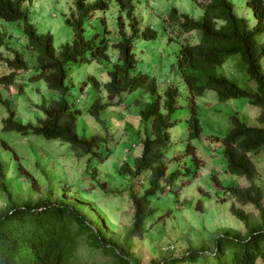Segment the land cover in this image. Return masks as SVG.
<instances>
[{"label":"trees","instance_id":"obj_1","mask_svg":"<svg viewBox=\"0 0 264 264\" xmlns=\"http://www.w3.org/2000/svg\"><path fill=\"white\" fill-rule=\"evenodd\" d=\"M132 1H114L117 13L112 16L113 32L104 27L99 33L87 36L85 24L91 19H102L109 0L89 3L73 0L72 9L78 15L64 18L65 24L71 27L73 39L55 51L49 32L33 31L28 10L21 8L23 0H0V66L7 70L0 73V105L5 114L0 118L2 132L39 136L66 144L76 158L86 161L84 174L92 171L89 186L97 183L101 187L104 184L99 183L101 175L93 169L103 165L118 145L127 141L130 130L139 129L138 133L144 136L138 157L131 159L128 149L123 147L121 167L113 166L114 175L128 178V197L135 209L134 222L118 232V227L103 212L95 213V201L83 198L89 195V186L75 192L67 191L64 186H49L34 198L37 191L31 188L33 176L22 169L18 156L14 158L15 152L0 138V264H83L85 254L78 251L87 248L100 250L111 264H140L137 257L130 256L133 241L143 230H148L147 225L159 219L156 213L166 211L165 202L152 206L151 200L162 198L168 187L173 191L181 178L184 185L189 176L202 179L204 162L196 155L191 142L201 141L203 137L194 103L207 91H212L219 102L246 99L260 110V115L251 123L243 117H230L229 128L224 130L221 140L226 174L244 178L248 184L224 190L237 204L254 207L258 215L254 217L232 205L229 211L243 224L244 233L223 228L192 237L184 235L187 240L178 242L176 249L167 248L171 253L168 257H162V262L152 260L151 264H264V188L257 185L259 177L249 158L264 149V67L260 65L264 60L263 1L207 0L199 7L198 19L181 12L177 6L171 8L168 16L160 18L162 45L180 40L179 36L172 38L165 33L167 24L170 31L178 34H197L195 43L180 40L183 44L171 66L178 83L168 82L164 89L154 75L138 69V46L152 51L158 49L154 47L158 32L148 23H140L135 7L130 4ZM127 21L128 26L124 27ZM9 23L22 25L21 33L35 58L32 67L19 51L9 46ZM113 36H117L114 43ZM110 48L116 54L114 61L108 55ZM231 57H235L229 64L234 77L219 75V67ZM94 64L105 67L104 72L88 75L87 66ZM29 70L33 71L31 78ZM20 78V86L14 89L19 100L24 98V90L31 80L42 81L48 90L57 94L58 99L42 104V116L37 117L36 123L23 124L16 119L15 101L9 89ZM85 84L90 87L84 92L91 96L89 104L83 109L76 108L78 101L75 100L69 106L67 93L80 89L81 94ZM181 91L188 94L186 100L190 103L191 117L186 126L183 120L176 119L183 109L178 103ZM81 117L84 122L80 121ZM175 129H181L179 140L170 134ZM4 153L15 161L5 162ZM169 155L177 164L171 172L168 171ZM181 155L192 161L178 158ZM10 164L15 171L13 179H10ZM108 174L105 176L110 177ZM20 178L26 181L19 182ZM211 178L216 193L222 194L219 181L213 175ZM26 186H30L28 190L23 189ZM170 194L177 197L178 192ZM211 203L215 204L213 200ZM175 238L168 236L167 241Z\"/></svg>","mask_w":264,"mask_h":264},{"label":"rangeland","instance_id":"obj_2","mask_svg":"<svg viewBox=\"0 0 264 264\" xmlns=\"http://www.w3.org/2000/svg\"><path fill=\"white\" fill-rule=\"evenodd\" d=\"M112 1L114 2L116 0ZM113 2L107 3L110 6L102 15V19H91L85 24L87 36L94 35L97 32L99 33L104 28L103 25L109 27V30L113 32L112 16L117 13V6ZM132 2L135 7V15L140 23H148L158 32V39L154 44V47H159L158 49L153 48L152 51V49L138 46V69L154 75L161 89H164L168 82L177 85L178 82H176L177 79L171 70V66L179 51V46L183 44V41L180 40H184L187 43H195V34L197 33L190 32L181 35L175 30L170 31V27L167 24L165 26V33L171 35L170 37L172 38L179 36L180 40L176 41L174 39L172 43L162 45L164 39L161 33L160 18L166 17L171 6H177L181 12L198 19L201 16V10L196 5H204L206 0H195V2L193 0H133ZM71 7V0H24L22 3V8L28 10L30 20L35 29L39 33L49 32L52 35L55 51H57L60 45L70 43L73 38L71 28L64 22V18L66 15H69ZM126 24H128V21ZM21 26L20 23L8 24L11 33L9 43L18 48H21L24 42L26 43V39L21 33ZM116 38L117 36H113V43ZM22 53L28 65H32L35 59L34 56H31L29 53ZM109 55H114V53L109 51ZM233 60H235V57L229 58L219 67L218 74L233 78V68L229 67V64ZM260 65L264 67V60L260 61ZM157 67H159L158 70ZM87 68L88 75L93 76H98L99 73L102 74L105 69V67H98L96 64L88 65ZM4 70L0 66V73L4 72ZM29 73L31 78L33 71L29 70ZM96 78L99 79V77ZM20 80L21 78L13 86L14 88L11 87L9 89L15 101L13 105L16 108V119L23 124L28 122L36 123L37 117L42 116V104L48 105L52 100L58 99L57 94L56 92L48 90L42 81L31 80L24 90V98L19 100L16 97L17 95H15V90L20 86ZM87 90H90L88 84L82 86L81 94L80 89L76 91L71 89L67 93L68 105L72 107V103L76 100L78 101L75 105L76 108H85V105H88L91 100L90 95L84 94ZM180 94L182 98L178 102L183 109L177 113L176 119L178 121L183 120L186 126V122H189L191 117V112L188 110L190 103L186 100L187 93L181 91ZM194 104L195 110L197 108L198 111V120L203 131V137L200 139L201 141L193 140L191 145L195 148L196 155L204 162L202 164L204 170L201 171L202 179H195L189 176L185 180L184 185L182 181L184 178H181L173 188V191L178 192L177 197L171 196L172 194L170 193H173V191L168 187L164 191L165 193L162 195V198H153L151 200L150 205L152 206L165 202L166 206L163 209L166 208V211L156 213L155 216H160L159 219L155 223L147 225L146 229L148 230H143V233L138 235L133 241L134 248L130 256L132 258L137 257L140 264H151L152 260L162 262V257H168L171 254L167 250L169 246H173V249H176L179 245L178 242L187 240L184 235L192 237L195 234L213 233L216 229L223 228H233L244 233L243 224L238 222L235 216L229 211L232 205H235L236 208L238 207L254 217L258 215L254 207L237 204L229 193L224 190L230 186L247 187L248 184L244 178L232 177L226 174V166L222 160L221 140L224 130L229 128L230 117H243L245 121L251 123L252 119H256L260 115V110L251 106L246 99L231 100L225 103L219 102L212 91L205 92L203 97L196 100ZM4 115V110L0 105V118ZM83 120L85 119L81 117L80 121L84 122ZM89 125L92 126L90 123ZM180 130L175 129L174 132L170 131L174 139H180ZM134 131L137 133L140 132L139 129L130 130L127 134V141L121 142L115 149L114 154L109 156L103 165L98 164L93 169L101 175L99 177V183H104L101 187L97 183L89 186V184H92V182L88 181V178L91 177L90 172L92 171L84 174L86 161L76 158L66 144L56 140L47 141L39 136L22 137L16 133L2 132V125L0 124V138L15 152V155L12 156L14 158L18 156L22 169H26L33 176L30 178L34 183L31 188L34 187L37 191L34 198L47 191L49 186H64L67 191L72 192L80 189L84 191L86 188L84 189L83 187L85 185L89 186L91 188V194L89 192V195H82L83 198L85 200L95 201L97 206L95 207V213L103 212L106 219L111 220L118 227L116 229L117 232L129 227L134 222L135 209L132 207L133 203L128 197V192L130 191L128 178L114 175L113 169L114 164H117L119 168L121 167V156L124 154V150L122 151L123 147L128 149V155L131 159L138 157L140 154V143L144 139V136L142 133H138V136H136ZM178 144L180 142H177ZM182 157L181 155L178 158ZM14 158L4 153L3 160L5 162L6 160L11 162L15 161ZM168 158L170 161L168 171L171 172L177 164L172 160V156L169 155ZM187 158H184L185 162L192 161L191 158ZM249 158L256 171V175L259 177L257 185L264 188V149L255 155H250ZM12 166L11 164L9 166V174L12 175L10 179L15 177V171ZM3 169L5 170L6 167ZM106 172L109 173L108 175L110 177L105 176ZM212 175L219 181V185L224 191L222 194L216 193L214 186H212L214 184L211 178ZM18 181L25 182L26 180L20 178ZM131 186H134V181ZM29 187L26 186L23 189L28 190ZM106 190L113 193L109 194ZM212 200L215 204L211 203ZM0 207H2V204H0ZM116 231L114 232L116 233ZM168 236H176V238L170 242L167 241ZM84 244L82 243L81 246H85ZM78 253L85 254L83 258L85 263L111 264V260L105 258L100 250L87 248V250H80ZM88 254L92 255V257L87 256Z\"/></svg>","mask_w":264,"mask_h":264},{"label":"clouds","instance_id":"obj_3","mask_svg":"<svg viewBox=\"0 0 264 264\" xmlns=\"http://www.w3.org/2000/svg\"><path fill=\"white\" fill-rule=\"evenodd\" d=\"M72 1V7L74 6V2H73V0H71ZM91 0H87V2L86 3H89ZM194 2H195V0H193ZM263 1V0H262ZM23 2H24V0H23ZM22 2V3H23ZM109 2H113L112 0H109ZM206 2H207V0H206ZM22 3H21V8H22ZM114 3V2H113ZM264 3V2H263ZM114 4H117V3H114ZM130 4H131V6L132 7H134V4H133V2H130ZM196 4V3H195ZM109 4H108V6H107V9L109 8ZM196 6H198V7H202L203 6V4H201V6H199V5H196ZM72 7H71V11H70V13H69V15H66V16H68V18H70L71 16H73V17H76L77 15H78V12L76 11V10H74V9H72ZM176 6H171L170 8H169V10H168V13H167V15L166 16H168V14H169V12H170V9L171 8H175ZM23 9V8H22ZM106 9V10H107ZM105 10V11H106ZM105 11H103V14H104V12ZM65 16V17H66ZM103 18V17H102ZM101 19V18H100ZM196 19V18H195ZM31 24L33 25V23L31 22ZM34 26V25H33ZM105 28H106V26L105 25H103ZM126 26H128V24H125V26L124 27H126ZM71 28V27H70ZM21 29H22V26H21ZM32 29H33V31H35V32H37V33H39L36 29H35V27H32ZM42 33V32H41ZM129 33V32H128ZM195 33V32H194ZM104 34H106L105 32H104ZM23 37H24V35H22ZM195 37H196V35H195ZM262 37L264 38V35H262ZM25 38V37H24ZM73 39V38H72ZM9 46H11V48L12 49H14V50H17V51H21L20 52V54H21V56H22V59H24V54L22 53V52H25V53H29L30 55H31V52H30V50L28 49V47H27V41H26V43L24 42V45L21 47V48H18V47H15V46H12L11 44L9 45ZM109 51H111L112 53H114V55H109ZM108 51V55H109V57H110V59L112 60V61H114L115 60V58H116V54H115V52L113 51V49L111 50V48H110V50ZM2 52H3V54L6 56V55H8V52H6L4 49H2ZM32 56V55H31ZM25 60V59H24ZM235 61V60H234ZM29 66V65H28ZM33 66V64L32 65H30L29 67H32ZM3 69H5V68H3ZM235 69L236 70H238V71H241L238 67H235ZM4 72H7V70L5 69L4 70ZM4 72H1V73H4ZM235 76H236V74H235ZM179 103V102H178ZM83 264H88V263H83Z\"/></svg>","mask_w":264,"mask_h":264}]
</instances>
